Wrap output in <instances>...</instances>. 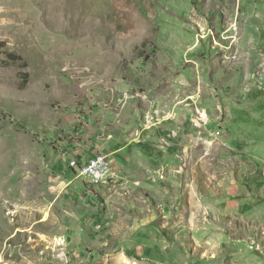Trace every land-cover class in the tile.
I'll use <instances>...</instances> for the list:
<instances>
[{
	"label": "rangeland",
	"instance_id": "obj_1",
	"mask_svg": "<svg viewBox=\"0 0 264 264\" xmlns=\"http://www.w3.org/2000/svg\"><path fill=\"white\" fill-rule=\"evenodd\" d=\"M0 42V264H154L179 211L223 234L215 264H264V198L237 239L208 196L262 186L264 0H0ZM77 149L115 176L72 174Z\"/></svg>",
	"mask_w": 264,
	"mask_h": 264
},
{
	"label": "crops",
	"instance_id": "obj_2",
	"mask_svg": "<svg viewBox=\"0 0 264 264\" xmlns=\"http://www.w3.org/2000/svg\"><path fill=\"white\" fill-rule=\"evenodd\" d=\"M90 157H83V155L80 153V150L77 149L69 157L68 163H70V161L72 160H76L80 164L85 162ZM257 158L260 161V166H258L257 169L260 170L262 174L258 181H260V185L262 186H258V183H250L249 186L248 182L242 185L235 183L228 184L224 189L225 195L221 196L223 198H219V190L216 187L209 189L208 196L213 199L211 203H217L218 201H220L224 218L232 217L235 218L236 221L242 220V227H237L235 230L233 229V227L230 228L233 229L232 231H230V235L237 239H246L250 237L251 235H253L251 229L256 228V225L260 226L259 220L252 221L247 220V218L243 217V215L245 214L244 210L247 200L241 199L242 196L245 197V195H247L246 190L248 191L247 197H250L251 200H253L254 197H257V199L264 198L260 196L264 192V154H261V150ZM70 171L72 174H75L72 169H70ZM258 181L256 180V182ZM251 186L255 187L254 190H256L259 195H253L252 193L250 194V192H252V190L249 189ZM241 189H243L244 191L242 192ZM189 190L193 191V195H195V188ZM197 197L199 198L196 201ZM200 198V195L194 197L195 207L197 206L200 208V206H202ZM138 207H142V205H139ZM142 208L145 209V206H143ZM136 215L140 219L146 220L145 222L147 224L154 222L156 218L151 217L150 214H147L146 211L143 212L142 210H137ZM177 215L179 229H174V233L164 235L162 233H157V228L152 225L150 227V230L147 229L148 232L143 238L145 242L141 243V245H139V248L136 249L137 253L146 252L147 256L151 257V260L154 264H215L216 253L218 252L216 248V246L218 245L217 240H220V238L223 237V234L212 232L207 226L197 228L196 233L187 231L189 225L185 220V214L183 215V212L179 211L177 212ZM182 215L183 219L180 218L182 217ZM190 247H192V249Z\"/></svg>",
	"mask_w": 264,
	"mask_h": 264
},
{
	"label": "built area",
	"instance_id": "obj_3",
	"mask_svg": "<svg viewBox=\"0 0 264 264\" xmlns=\"http://www.w3.org/2000/svg\"><path fill=\"white\" fill-rule=\"evenodd\" d=\"M69 168L91 184H100L111 180L115 175L109 159L103 154L90 157L83 163L72 160Z\"/></svg>",
	"mask_w": 264,
	"mask_h": 264
},
{
	"label": "trees",
	"instance_id": "obj_4",
	"mask_svg": "<svg viewBox=\"0 0 264 264\" xmlns=\"http://www.w3.org/2000/svg\"><path fill=\"white\" fill-rule=\"evenodd\" d=\"M4 47V43L0 42V58L1 55L3 54L2 48ZM6 59L8 63H16V62H21L22 66L25 67L26 63L23 61V59L14 53H5ZM7 64V63H6ZM22 76L25 78L26 74L23 73Z\"/></svg>",
	"mask_w": 264,
	"mask_h": 264
},
{
	"label": "bare ground",
	"instance_id": "obj_5",
	"mask_svg": "<svg viewBox=\"0 0 264 264\" xmlns=\"http://www.w3.org/2000/svg\"><path fill=\"white\" fill-rule=\"evenodd\" d=\"M123 259H124L125 262H128V260L125 257H123Z\"/></svg>",
	"mask_w": 264,
	"mask_h": 264
}]
</instances>
